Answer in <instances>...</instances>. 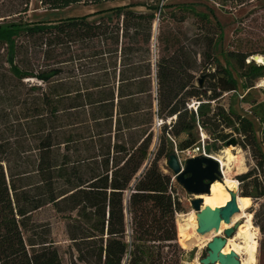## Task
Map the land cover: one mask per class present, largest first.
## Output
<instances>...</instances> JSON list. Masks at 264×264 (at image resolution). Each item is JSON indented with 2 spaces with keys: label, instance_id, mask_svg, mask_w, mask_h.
<instances>
[{
  "label": "trees",
  "instance_id": "obj_1",
  "mask_svg": "<svg viewBox=\"0 0 264 264\" xmlns=\"http://www.w3.org/2000/svg\"><path fill=\"white\" fill-rule=\"evenodd\" d=\"M38 1L62 11L123 0ZM130 1L93 16L0 23V264H65L50 225L34 219L47 206L69 220L79 255L70 264H126L128 254L132 264H181L177 251L165 252L178 249L181 205L175 176L160 163L177 154L183 134L206 132L208 154L230 140L249 150L255 168L238 180L244 197L264 199L255 125L222 104L239 90L233 63L244 89L264 78V65L248 63L260 55L229 50L224 65L216 53L224 32L207 13ZM30 4L3 0V17L27 15ZM190 18L200 26L193 35L184 30ZM23 39L33 42L26 66L18 62ZM259 122L264 135V117Z\"/></svg>",
  "mask_w": 264,
  "mask_h": 264
},
{
  "label": "rangeland",
  "instance_id": "obj_2",
  "mask_svg": "<svg viewBox=\"0 0 264 264\" xmlns=\"http://www.w3.org/2000/svg\"><path fill=\"white\" fill-rule=\"evenodd\" d=\"M2 2L3 0H0L1 24L53 22L72 17L93 16L95 13L106 11L117 6H125L131 3L130 0H123L119 3L105 4L99 7L77 6L57 12L46 10L41 6L38 0H31L27 15H23L21 17L17 15L12 17H3V14L6 12L8 7L2 8ZM138 2H143V0ZM167 2L172 5H193L199 12L207 13L214 24L218 23L222 27L224 39L218 47L216 53L224 65L226 64L224 54L229 50L245 54H257L264 57V0H167ZM135 11L143 13L147 12L144 7H137L135 8ZM99 19L100 16L91 18V20L94 21ZM199 28L200 26L192 18L188 19L184 24V30L188 32L189 35L199 32ZM155 34H157L156 29ZM21 43L22 48L18 56V62L21 66H26L33 49V42L23 39ZM4 55L5 50L0 47V73L3 72V66H6L4 64ZM252 58L254 57H251L250 60H248V63L251 60H254ZM254 61L258 64L256 60ZM232 70L235 77L238 79L239 90L235 93L226 94L222 104L226 108H232L237 113L246 116L254 123L258 140L264 151V135L262 134L259 122V118L264 117V78L257 80L253 87L244 89L240 78V71L235 63H233ZM155 125L156 136L154 138V144L150 149V158H152L156 153V140L158 134L157 128L159 126L157 120L155 121ZM203 143L205 146H208L209 144H212V140L206 132L201 130L192 134H183L179 137L177 140V152L179 153L177 154L182 164L190 158L187 152L188 148L201 145ZM231 147L234 148L233 151L229 150ZM209 155L213 156L220 163V165L221 160L226 161L228 158H231L233 170L229 173V177L236 182L237 198H247L244 197V191L238 180V176L255 168L256 163L251 152L249 150H244L239 146L231 145L217 152L211 151ZM160 164L165 173H170L166 169V167H168L167 159H163ZM171 173L173 174L172 171ZM174 182L177 183L175 196L178 198L181 205V211H179L175 216L177 231L176 244L178 249L166 248L165 252H169L172 256L177 251V255L181 259V264H195L197 261H200L207 256L208 245L203 248H201L199 244L196 246L186 245L182 235L186 224L183 221L188 219L192 213H198L192 205L193 201L198 199V195H191L187 193L175 179ZM130 193L131 191L128 190L124 194V207L126 209ZM248 199L251 200V207L248 209L247 213L252 215L253 229L251 230V233L254 235L255 241L258 243L257 252L255 254V261L250 263V254L246 249L247 245L245 244V239H239L238 243L244 247V250H242L238 255L240 257L241 264L243 262L245 264H264V199H253L251 197H248ZM238 217L237 218L239 220L234 226L241 227V225L245 224L246 218L241 219L242 216L240 215ZM126 218L127 232L125 241L128 245H130L131 227L128 214ZM34 219L39 223L50 225L52 241L59 249L65 264H70L72 260H77L79 257L78 252L74 247V242L68 235L67 226L69 220L64 218L63 215L58 214L52 206H47L38 213L34 214ZM231 222L229 225H226V227L229 228L232 224ZM197 235L200 236L198 233ZM215 236H224V228H221L219 232H216L213 237ZM128 259L129 254L126 256L125 263L132 264Z\"/></svg>",
  "mask_w": 264,
  "mask_h": 264
},
{
  "label": "water",
  "instance_id": "obj_3",
  "mask_svg": "<svg viewBox=\"0 0 264 264\" xmlns=\"http://www.w3.org/2000/svg\"><path fill=\"white\" fill-rule=\"evenodd\" d=\"M156 28L157 24H155ZM262 65H264V61ZM231 145H236V141L227 142V147ZM167 166L173 172L178 184L191 195L209 194L211 185L223 178L220 163L211 155L189 158L182 164L178 155L172 154L167 160ZM230 194L231 201L225 207L215 210L210 207L203 208L202 199L193 201L192 205L195 210L201 214L198 234L219 232L222 225H229L232 217L240 212L236 192H230ZM237 228L238 226L228 228L225 230L224 236L213 238L207 246L208 254L202 259L201 264H241L240 257L235 251L228 255L224 254L228 239L234 236Z\"/></svg>",
  "mask_w": 264,
  "mask_h": 264
},
{
  "label": "bare ground",
  "instance_id": "obj_4",
  "mask_svg": "<svg viewBox=\"0 0 264 264\" xmlns=\"http://www.w3.org/2000/svg\"><path fill=\"white\" fill-rule=\"evenodd\" d=\"M254 59L258 62L259 65L264 61L263 56H255ZM229 150L233 151L234 148L231 147ZM221 168L224 179L222 178V180L214 182L210 187L209 194L197 196L198 199H202L203 208L210 207L213 210L217 208H223L231 201L230 192H236L237 194L236 182L229 177V173L233 170L231 158H228L226 161L221 160ZM237 203L240 212L232 217V222L230 221L232 224L229 226V228L233 227L238 222L239 215L242 216L241 219L246 218V222L244 225H241V227L237 228V231L232 238L228 239V243L224 249V254L228 255L232 251L240 254L241 251L244 250V247L238 243V240L245 239V244L247 245L246 249L250 254V263H252L255 261V254L257 252L258 243L255 241L254 235L251 233V230L253 229L252 215L247 213L248 209L251 207V200L248 198H237ZM200 218V213H192L188 219L183 221L186 224L182 236L186 245L196 246L197 244H199L201 248H203L207 246L213 240V238L217 237H213V235L216 233L214 231L207 234H199L201 237L197 235ZM221 228H224V232L228 229L226 225H222ZM201 261L202 259L200 261H197L195 264H201ZM242 264L245 263L243 262Z\"/></svg>",
  "mask_w": 264,
  "mask_h": 264
},
{
  "label": "built area",
  "instance_id": "obj_5",
  "mask_svg": "<svg viewBox=\"0 0 264 264\" xmlns=\"http://www.w3.org/2000/svg\"><path fill=\"white\" fill-rule=\"evenodd\" d=\"M194 105L195 104H192L190 107H194ZM158 125H160V123H158ZM187 152L190 158H195L197 156H210L206 151V146L204 143L187 150Z\"/></svg>",
  "mask_w": 264,
  "mask_h": 264
},
{
  "label": "crops",
  "instance_id": "obj_6",
  "mask_svg": "<svg viewBox=\"0 0 264 264\" xmlns=\"http://www.w3.org/2000/svg\"><path fill=\"white\" fill-rule=\"evenodd\" d=\"M115 3H119V2H114V3H107V4H115ZM103 5H105V4H103ZM99 6H102V5H99ZM99 6H92V7H99ZM73 7H77V6H73ZM70 8H72V7H70ZM69 9V8H68ZM57 12H61V11H57ZM67 19V18H66Z\"/></svg>",
  "mask_w": 264,
  "mask_h": 264
}]
</instances>
